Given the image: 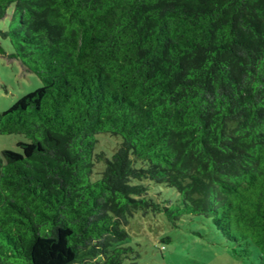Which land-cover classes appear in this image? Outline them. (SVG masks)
Wrapping results in <instances>:
<instances>
[{"label": "trees", "instance_id": "1", "mask_svg": "<svg viewBox=\"0 0 264 264\" xmlns=\"http://www.w3.org/2000/svg\"><path fill=\"white\" fill-rule=\"evenodd\" d=\"M8 17L43 85L0 113L30 139L0 154V264H125L137 212L207 218L264 264V0H0Z\"/></svg>", "mask_w": 264, "mask_h": 264}, {"label": "rangeland", "instance_id": "2", "mask_svg": "<svg viewBox=\"0 0 264 264\" xmlns=\"http://www.w3.org/2000/svg\"><path fill=\"white\" fill-rule=\"evenodd\" d=\"M9 23V17L1 21L0 29L8 30ZM0 46L6 52H0L2 113L10 109L21 97L41 87L43 81L36 73L28 70L20 58L9 56L14 49L8 38L0 35ZM106 136L109 139L105 140ZM99 140L96 152L104 151L107 157L112 158L122 138L103 133L99 135ZM22 141L30 139L24 134H0V154L5 149L22 151L19 146ZM105 164L106 161L103 160L97 170L101 172ZM99 172L95 174V179L101 177ZM161 196H172L176 199L177 192L166 191ZM180 224L179 227L172 226L162 214L150 213L144 216L142 212H137L128 226L130 236L126 244L132 246V251L125 259V264H249L234 252L233 244L226 240L207 218L191 216ZM165 236L171 237L168 243L162 241Z\"/></svg>", "mask_w": 264, "mask_h": 264}]
</instances>
